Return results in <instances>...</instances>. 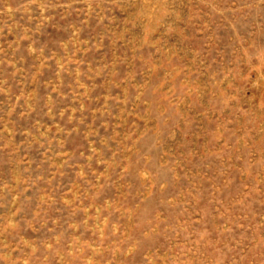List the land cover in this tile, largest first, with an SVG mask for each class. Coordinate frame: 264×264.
Wrapping results in <instances>:
<instances>
[{"label": "rangeland", "instance_id": "1", "mask_svg": "<svg viewBox=\"0 0 264 264\" xmlns=\"http://www.w3.org/2000/svg\"><path fill=\"white\" fill-rule=\"evenodd\" d=\"M0 264H264V0H0Z\"/></svg>", "mask_w": 264, "mask_h": 264}]
</instances>
